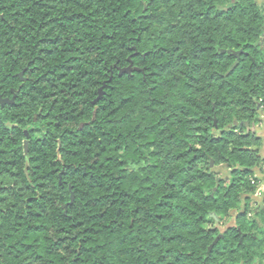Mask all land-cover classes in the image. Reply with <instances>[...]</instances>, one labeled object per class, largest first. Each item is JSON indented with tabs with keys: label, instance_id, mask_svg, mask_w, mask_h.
<instances>
[{
	"label": "trees",
	"instance_id": "obj_1",
	"mask_svg": "<svg viewBox=\"0 0 264 264\" xmlns=\"http://www.w3.org/2000/svg\"><path fill=\"white\" fill-rule=\"evenodd\" d=\"M11 90L0 264H264L259 0H0Z\"/></svg>",
	"mask_w": 264,
	"mask_h": 264
},
{
	"label": "crops",
	"instance_id": "obj_2",
	"mask_svg": "<svg viewBox=\"0 0 264 264\" xmlns=\"http://www.w3.org/2000/svg\"><path fill=\"white\" fill-rule=\"evenodd\" d=\"M252 130L255 131L257 136L261 139L262 145L260 148V154L264 160V110H260L258 114V124L255 125ZM254 176L258 180L259 187L258 193L253 197L255 201L264 208V166H260L254 170Z\"/></svg>",
	"mask_w": 264,
	"mask_h": 264
},
{
	"label": "water",
	"instance_id": "obj_3",
	"mask_svg": "<svg viewBox=\"0 0 264 264\" xmlns=\"http://www.w3.org/2000/svg\"><path fill=\"white\" fill-rule=\"evenodd\" d=\"M221 53H225V51L224 50H222L221 51ZM233 55H235L236 57H237V61L234 63V65H233V67L232 68H234V67H236L237 65H238V63H239V59H240V55H241V52H234V53H232ZM133 71V69H132V67L130 66L129 68H127V69H123V70H121V74H123V73H131ZM102 93V90L100 91V94ZM253 132H255L254 130H252ZM25 155L27 156L28 155V142L27 141H25ZM213 165H214V163L213 162H211V166L213 167ZM225 169V170H224ZM219 171H222V172H224V173H229V171H228V167L227 166H223V167H221L220 169H219ZM71 200L73 201V195L71 196ZM233 216H234V219L230 222V224H228L223 230H222V232H224V231H226L228 228H230V227H233V226H235V216H236V212H233ZM213 217H215L214 215H213ZM223 237V235L222 234H220L219 236H217V238H216V240L214 241V243H213V245L211 246V248L214 246V245H216L219 241H220V239Z\"/></svg>",
	"mask_w": 264,
	"mask_h": 264
},
{
	"label": "flooded vegetation",
	"instance_id": "obj_4",
	"mask_svg": "<svg viewBox=\"0 0 264 264\" xmlns=\"http://www.w3.org/2000/svg\"><path fill=\"white\" fill-rule=\"evenodd\" d=\"M23 75H24V72L17 74V76L20 78V80L22 82L25 81ZM11 92H12V96L11 97L10 96H5L4 97L3 95L0 94V105L2 107L11 106V105L14 104V102L16 100V92H15V90H11ZM25 141H27V140H25ZM25 141H24V151H25Z\"/></svg>",
	"mask_w": 264,
	"mask_h": 264
},
{
	"label": "rangeland",
	"instance_id": "obj_5",
	"mask_svg": "<svg viewBox=\"0 0 264 264\" xmlns=\"http://www.w3.org/2000/svg\"><path fill=\"white\" fill-rule=\"evenodd\" d=\"M259 2H260V4H261L262 6H264V0H259ZM258 203H259V202H258ZM251 216H252V215H251ZM251 216H250V217H251ZM251 218H252V217H251ZM230 221H232V219H228V220H227V223L230 222ZM225 224H226V223H225Z\"/></svg>",
	"mask_w": 264,
	"mask_h": 264
}]
</instances>
